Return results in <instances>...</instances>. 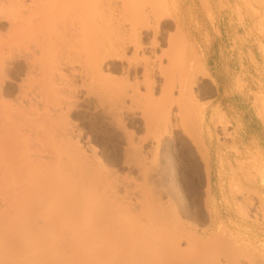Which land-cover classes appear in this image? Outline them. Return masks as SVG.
Returning <instances> with one entry per match:
<instances>
[{
	"label": "bare ground",
	"instance_id": "1",
	"mask_svg": "<svg viewBox=\"0 0 264 264\" xmlns=\"http://www.w3.org/2000/svg\"><path fill=\"white\" fill-rule=\"evenodd\" d=\"M169 7L0 0V264H212L221 240L192 251L195 239L150 184L149 161L183 125L175 117L185 112L195 132L203 116L180 101L202 67L183 36L163 37ZM84 109L116 125L126 177L76 121Z\"/></svg>",
	"mask_w": 264,
	"mask_h": 264
},
{
	"label": "rangeland",
	"instance_id": "2",
	"mask_svg": "<svg viewBox=\"0 0 264 264\" xmlns=\"http://www.w3.org/2000/svg\"><path fill=\"white\" fill-rule=\"evenodd\" d=\"M167 1L170 13L169 18L167 17L162 24L163 37L183 36L187 44L193 45L196 58L202 67L195 84L191 86V90L193 89L191 98L189 93H186L180 101L184 103L188 112H191L193 108L202 109L203 116L197 131L193 132L191 125L184 121L185 118H181L185 112L181 114L175 105L174 112L180 115L175 117L174 122L178 121L179 127L183 122L185 125H181V128L185 127L188 130L178 128L175 137L167 140L162 155L159 153L161 156L158 154L149 161L151 189L163 197V201L171 209L176 210L179 214L177 219H182L183 222L177 221L182 223L185 233L187 232L192 240L193 238L195 241L198 240L197 243L191 241L192 251L203 248L207 243H212V240H221L210 245L209 249H214L211 250L213 255L208 253L209 256H213L210 259L212 264H215L213 261L215 256L219 264H226L224 256H226L225 259L228 258L227 260L232 259V262L236 260V264L239 262L264 264V170L258 163L248 164L246 159L245 162L231 168L230 176L223 177L222 188L217 196L211 176H208L209 157L202 139L206 109L216 93L215 80L212 79L208 67L210 45L218 43L221 46L222 51L219 52V56L225 65L228 64L226 63L228 56L225 51L226 45L242 46L250 41V43L259 44L264 51V0H207V9L204 8L202 0ZM161 49L167 51L168 45L165 41H161ZM237 56L238 53L233 59L236 63H230V73L231 76L236 77L239 88L242 90V82H247L249 71L246 64L241 61L243 54L239 58ZM119 75L115 73V76L119 77ZM156 92L155 96L159 97L160 91L156 90ZM178 95L179 93L175 90L174 96L178 97ZM254 96L259 116L264 121V92H257ZM85 109L88 110L87 106ZM85 109L76 115V121L79 120L80 126L91 137L100 159L103 161L106 159L109 168L118 172V175H121L119 177H126L124 174L128 170L121 167L118 154L119 133L116 125L104 126L103 117L92 113L91 110L86 112ZM220 124L223 138L231 140L228 122L223 120ZM128 127L130 131L143 135L138 126L127 125V129ZM135 127L139 130L137 131ZM128 177L130 179L135 176ZM173 215L177 217L176 213ZM186 244L183 242V246L186 247ZM208 258V256L205 257L206 260ZM205 259L203 261L207 264L208 261Z\"/></svg>",
	"mask_w": 264,
	"mask_h": 264
},
{
	"label": "crops",
	"instance_id": "3",
	"mask_svg": "<svg viewBox=\"0 0 264 264\" xmlns=\"http://www.w3.org/2000/svg\"><path fill=\"white\" fill-rule=\"evenodd\" d=\"M221 51L218 43L210 45L208 50L209 73L216 82V93L207 106L202 126V139L217 196L223 177L230 176L231 168L246 159L248 164L258 163L264 170V121L259 116L254 96L257 92H264V51L259 44L250 41L242 46L226 45V65L219 56ZM236 53L238 58L243 54L241 61L249 71L247 82H242V90L236 77L230 73V63H236L233 61ZM221 120L228 122L231 140L223 138Z\"/></svg>",
	"mask_w": 264,
	"mask_h": 264
}]
</instances>
